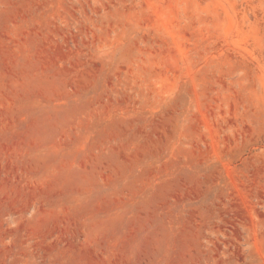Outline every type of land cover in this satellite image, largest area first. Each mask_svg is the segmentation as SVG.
I'll use <instances>...</instances> for the list:
<instances>
[{
    "label": "rangeland",
    "instance_id": "rangeland-1",
    "mask_svg": "<svg viewBox=\"0 0 264 264\" xmlns=\"http://www.w3.org/2000/svg\"><path fill=\"white\" fill-rule=\"evenodd\" d=\"M0 264H264V0H0Z\"/></svg>",
    "mask_w": 264,
    "mask_h": 264
}]
</instances>
